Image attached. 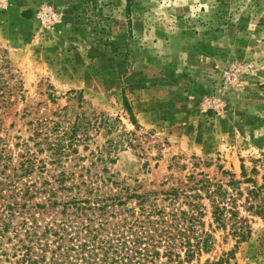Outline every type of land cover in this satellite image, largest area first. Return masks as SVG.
<instances>
[{
    "label": "rangeland",
    "instance_id": "rangeland-1",
    "mask_svg": "<svg viewBox=\"0 0 264 264\" xmlns=\"http://www.w3.org/2000/svg\"><path fill=\"white\" fill-rule=\"evenodd\" d=\"M78 114L119 120L78 147L79 174L102 173L91 152L128 139L104 166L114 190L225 185L247 240L204 200L213 245L184 264H264V188L250 193L264 187V0H0V137L14 162L37 123Z\"/></svg>",
    "mask_w": 264,
    "mask_h": 264
},
{
    "label": "trees",
    "instance_id": "trees-1",
    "mask_svg": "<svg viewBox=\"0 0 264 264\" xmlns=\"http://www.w3.org/2000/svg\"><path fill=\"white\" fill-rule=\"evenodd\" d=\"M124 107L135 121L127 98ZM85 114L66 124L37 123L36 140H29L34 145H25L18 162L10 143L0 137V264H184L208 252L213 236L206 231L203 201L209 202L213 222L220 228L238 217L236 201L228 198L225 185L203 175L192 177L189 193L175 188L114 190L116 183L103 175L109 173L104 166L116 163L112 153L134 147L128 139H108L91 152L94 165L103 166L102 173L75 172L73 155L89 140L90 131L102 129L107 136L119 122ZM45 153V158L39 157ZM31 176L35 180L21 183ZM240 183L231 181L226 187ZM255 187L250 193L256 195L264 188ZM255 213L264 220V205ZM238 223L233 221L232 234L245 242L250 231Z\"/></svg>",
    "mask_w": 264,
    "mask_h": 264
}]
</instances>
